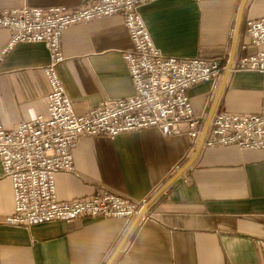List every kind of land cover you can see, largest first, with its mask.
<instances>
[{
  "label": "crops",
  "instance_id": "crops-1",
  "mask_svg": "<svg viewBox=\"0 0 264 264\" xmlns=\"http://www.w3.org/2000/svg\"><path fill=\"white\" fill-rule=\"evenodd\" d=\"M96 0H0V10L23 6L78 7ZM235 60L249 51L247 19L264 16V0H155L139 11L155 45L166 56L228 61L243 6ZM10 32L0 29V52ZM64 60L57 66L77 114L105 99L134 94L124 53L133 47L121 16L69 26L62 35ZM49 51L42 42L12 46L0 63V122L47 114L50 90L44 74ZM224 72L188 90L194 116L204 125ZM263 76L230 72L212 119L221 108L261 110ZM212 121V120H211ZM211 124V123H210ZM198 142V141H197ZM197 143L187 132L158 128L115 136H83L73 150L74 171L55 175L60 201L90 196L101 187L133 199L154 196L188 162ZM11 181L0 162V264H264V149L204 145L194 162L149 206L142 218L78 217L39 222L29 228L6 218L14 212ZM134 224V225H133Z\"/></svg>",
  "mask_w": 264,
  "mask_h": 264
},
{
  "label": "built area",
  "instance_id": "built-area-1",
  "mask_svg": "<svg viewBox=\"0 0 264 264\" xmlns=\"http://www.w3.org/2000/svg\"><path fill=\"white\" fill-rule=\"evenodd\" d=\"M153 1L96 0L78 7L0 10V29L10 32L0 52V63L3 54L20 42H42L49 51V62L44 67L50 85L47 114L19 121L10 130L0 122V162L4 177L11 181L15 204L14 212L6 218L8 223L29 228L39 222L78 217L131 218L147 204L148 197L132 199L104 187L72 201L58 199L55 175L74 171L73 150L83 136H115L158 128L166 135L187 132L197 143L203 124L194 116L188 90L217 80L227 62L221 58L164 55L139 11ZM116 15L121 16L133 44L124 53V60L134 94L105 99L87 113L77 114L57 71L64 60L62 35L71 25ZM246 34L250 43L242 44L241 49L249 51L250 46H255L257 50L236 60L232 70H251L263 76L261 110L243 114L221 108L204 140L207 147L264 149V16L247 19ZM179 169L176 165L175 170ZM259 244L264 254V240Z\"/></svg>",
  "mask_w": 264,
  "mask_h": 264
},
{
  "label": "water",
  "instance_id": "water-1",
  "mask_svg": "<svg viewBox=\"0 0 264 264\" xmlns=\"http://www.w3.org/2000/svg\"><path fill=\"white\" fill-rule=\"evenodd\" d=\"M243 7H244V2H243V6L239 10V14H238V17H237L232 49H231V52H230V55H229V58H228V61H227V64H226V69L224 71V75H223L221 84L219 86V90H218V92L216 94V97L214 99V102H213L212 108L210 110V113L208 115V118H207L205 124L202 127V130H201V133H200V136H199V139H198V142H197V146H196V150H195L194 154L191 156V158L188 160V162L181 169H179L177 171V173L170 180H168L154 196H152L148 200L147 204L140 209L138 214L135 216L136 218H135L134 223L138 222L142 218V216L147 211L149 206L151 204H153L154 201L194 162L198 152L202 148L204 140L206 138V135H207L209 127H210L212 116H213L214 111H215V109L217 107V104H218V102L220 100V96H221L222 90L224 88V85L226 83L228 75L232 71V65H233L234 60H235L236 49H237V44H238L240 26H241V23H242ZM131 229L129 230V232L127 233V235L125 236V238L123 239L121 244L118 246V248L116 249V251L114 252V254L112 255V257L110 258V260L108 261L107 264H112V262L114 261V259L117 256V254L119 253L120 249L122 248L123 244L125 243V241H126L128 235H129Z\"/></svg>",
  "mask_w": 264,
  "mask_h": 264
},
{
  "label": "rangeland",
  "instance_id": "rangeland-1",
  "mask_svg": "<svg viewBox=\"0 0 264 264\" xmlns=\"http://www.w3.org/2000/svg\"><path fill=\"white\" fill-rule=\"evenodd\" d=\"M223 61H225V59L224 58H221ZM130 198V197H129ZM133 199V198H132Z\"/></svg>",
  "mask_w": 264,
  "mask_h": 264
}]
</instances>
